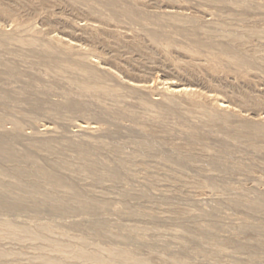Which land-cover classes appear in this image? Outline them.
I'll return each mask as SVG.
<instances>
[{
  "label": "rangeland",
  "instance_id": "374dc122",
  "mask_svg": "<svg viewBox=\"0 0 264 264\" xmlns=\"http://www.w3.org/2000/svg\"><path fill=\"white\" fill-rule=\"evenodd\" d=\"M0 141V264H264V0H0Z\"/></svg>",
  "mask_w": 264,
  "mask_h": 264
},
{
  "label": "bare ground",
  "instance_id": "6f19581e",
  "mask_svg": "<svg viewBox=\"0 0 264 264\" xmlns=\"http://www.w3.org/2000/svg\"><path fill=\"white\" fill-rule=\"evenodd\" d=\"M2 32V31H1ZM33 40V39H32ZM19 41V40H18ZM24 44V43H23ZM86 48V47H85ZM235 58H236V60H238V58L235 56ZM240 58V57H239ZM86 60V59H85ZM85 88V87H84ZM190 88L189 87H187V86H183V87H180V88H178V90H180V91H188ZM218 103H219V101H218ZM221 104V103H220ZM221 105H223V104H221ZM221 105H219V106H221ZM225 106V105H224ZM223 106V107H224ZM54 132V131H53ZM3 142V141H2ZM2 142L0 141V152H1V150H2V152L4 151V152H6V153H8V155H10V157H13V161H14V163H15V166H14V172H15V174L16 175H20L21 176V174H23V172L25 171L26 172V169L24 168L25 166H22L24 163H21V161H19V160H17V157H16V153H15V150L13 149V148H11V147H4L3 145H2ZM26 155V160L28 159V160H30V158L28 157V155L27 154H25ZM30 156V155H29ZM82 157H83V155H82ZM22 160H24V159H22ZM84 162L86 163V164H88V165H90L87 161H86V158H84ZM25 161V160H24ZM91 166V165H90ZM13 167V166H12ZM35 169V168H34ZM34 169H32V170H29L28 171V176L30 177L29 179H30V185L35 189V190H39V185H38V181H37V177L39 176V175H44V176H49V177H52V175H51V173L48 171V170H34ZM27 174V173H26ZM55 179H57L58 181H60V178L59 177H55ZM86 181V180H85ZM5 184V183H4ZM1 185V184H0ZM9 185V184H8ZM25 185V184H24ZM2 186V185H1ZM0 186V187H1ZM29 188H31V187H29ZM31 190V189H30ZM33 192V191H32ZM47 193V192H46ZM74 195H76V197L77 196H80V193L79 192H77V191H74ZM67 194V193H66ZM46 195H48V194H46ZM34 196H36V195H34ZM22 197V196H21ZM47 198V200L48 199H54V201L57 203V205L58 206H60V207H63V208H65L64 207V205H65V203H66V200L64 199V198H53V197H51V196H47L46 197ZM73 198V197H72ZM52 201V200H51ZM79 201H81V200H79ZM53 202V201H52ZM51 202V203H52ZM83 202V201H82ZM34 203H36V201L34 202ZM77 203V202H76ZM80 203V202H79ZM92 203H94V202H92ZM53 204V203H52ZM91 204V203H90ZM96 204V203H95ZM34 206L35 205H38V203L37 204H33ZM94 205V204H93ZM97 205V204H96ZM76 206H77V204H76ZM91 206V205H90ZM59 207V208H60ZM75 208V207H74ZM79 209V208H78ZM5 221V220H4ZM7 221V220H6ZM3 224V223H2ZM24 224V223H23ZM4 225H6V224H4ZM22 225V224H21ZM44 225V224H43ZM17 226V225H16ZM15 226V227H16ZM18 226H20V225H18ZM23 226V225H22ZM42 226V225H41ZM50 226H51V224H50ZM6 228H7V230H9L10 231V233H14V235H15V230H17L16 228H13V225L12 226H9V225H7V226H5ZM25 227V226H24ZM42 227H44V226H42ZM18 228V227H17ZM38 228H40V226L38 227ZM47 228V227H46ZM46 228H43V229H46ZM50 228V227H49ZM49 228H47V229H49ZM31 229V228H30ZM46 229V230H47ZM3 230V229H2ZM22 230V229H21ZM21 230H18V231H21ZM26 230H28V229H26ZM25 229L23 230V232L24 231H26ZM36 230H33L32 231V233H31V235H34V237H35V241L34 242H36V241H39V240H36V239H42V238H44L43 236H41L39 233L41 232H38V233H35L34 234V232H35ZM38 231V230H37ZM49 231H50V229H49ZM1 232V231H0ZM6 232V231H5ZM22 232V231H21ZM21 232H19V233H21ZM27 233H29L30 234V232L29 231H26ZM9 233V232H8ZM25 233V232H24ZM24 233H22V234H24ZM18 234V233H17ZM45 234V233H44ZM43 235V234H42ZM6 236H7V234H6ZM8 236H10V235H8ZM12 236V235H11ZM10 236V237H11ZM16 237H17V235H15ZM14 236V237H15ZM21 236V235H20ZM26 236V235H25ZM4 237V236H3ZM48 237V236H47ZM13 238V237H12ZM18 238H19V235H18ZM17 238V239H18ZM21 238V237H20ZM24 238V237H23ZM30 238H31V236H30ZM51 238V237H50ZM7 239V238H6ZM48 239H49V237H48ZM14 241H15V239H13ZM19 240V239H18ZM21 240H22V238H21ZM50 241H49V245L53 248V249H61V250H64V251H67V254L69 253V255H74V257L75 258H77L75 255H77V256H80V257H82V258H84V261H86V260H90V261H92L93 262V264L95 263V264H144V263H142V261H140L139 259H136V257H131L130 255H129V253H126L125 251H121V250H113L112 251V249H111V255L109 256V258H107L105 255V257L103 256V255H101V253L99 254V252L98 251H96V252H98V253H94V252H88V250L86 251V249H84L83 247V249H76L77 247H79V245L74 249V247L72 248L71 246H69V245H67L65 242H62V241H56V240H51V239H49ZM57 240H59V239H57ZM84 241V245H86V243H87V241H86V239H83ZM17 241V240H16ZM42 241V240H41ZM65 241V240H64ZM81 241V240H80ZM89 241V240H88ZM17 242H19V241H17ZM25 242H27V241H25ZM45 242V241H44ZM32 243V242H31ZM48 243V242H47ZM46 243V244H47ZM72 242H70V244H71ZM75 243V242H74ZM24 244V243H23ZM30 244V243H29ZM37 244V243H36ZM40 244V243H39ZM42 244V243H41ZM69 244V243H68ZM77 244H79V243H77ZM82 244V243H81ZM80 244V245H81ZM35 245V244H34ZM42 245H44L43 246V248L44 247H47L45 244H42ZM75 245V244H74ZM82 246V245H81ZM38 247L40 248V245H38ZM49 247V246H48ZM50 247V248H51ZM87 247V246H86ZM52 249V250H53ZM100 249V248H99ZM39 250H41V248L39 249ZM46 250H48V249H46ZM3 251V250H2ZM42 251H44V250H42ZM49 251V250H48ZM53 252H54V250H53ZM56 252V251H55ZM57 252H60V251H57ZM104 252V251H103ZM128 252V251H127ZM5 253V252H4ZM62 253V252H61ZM3 254V253H2ZM32 254V253H31ZM103 254V253H102ZM5 255V254H4ZM34 255H36V254H34ZM68 255V256H69ZM58 256V255H57ZM133 256V255H132ZM38 257V256H37ZM59 257H62L61 255L59 256ZM65 257H66V255H65ZM0 258H1V255H0ZM35 258V257H34ZM70 258H72V257H70ZM135 258V259H134ZM32 259V258H31ZM68 259V258H67ZM86 259V260H85ZM141 259V258H140ZM58 260V259H57ZM66 260V259H65ZM71 260V259H70ZM74 260H76V259H74ZM83 260V259H82ZM28 261V260H27ZM61 261H62V259H61ZM83 261V262H84ZM89 261V262H90ZM74 262V261H73ZM87 262V261H86ZM59 263H61L60 262V260H59ZM71 263V262H70ZM65 264V263H64Z\"/></svg>",
  "mask_w": 264,
  "mask_h": 264
}]
</instances>
